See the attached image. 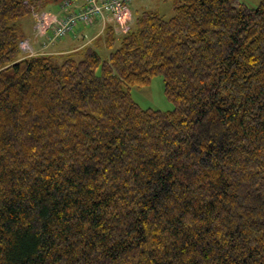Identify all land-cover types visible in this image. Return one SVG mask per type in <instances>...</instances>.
Returning a JSON list of instances; mask_svg holds the SVG:
<instances>
[{
  "label": "trees",
  "instance_id": "1",
  "mask_svg": "<svg viewBox=\"0 0 264 264\" xmlns=\"http://www.w3.org/2000/svg\"><path fill=\"white\" fill-rule=\"evenodd\" d=\"M54 1L0 0V264H264V0H170L60 65L19 46ZM156 75L170 111L131 98Z\"/></svg>",
  "mask_w": 264,
  "mask_h": 264
},
{
  "label": "built area",
  "instance_id": "2",
  "mask_svg": "<svg viewBox=\"0 0 264 264\" xmlns=\"http://www.w3.org/2000/svg\"><path fill=\"white\" fill-rule=\"evenodd\" d=\"M136 1L143 0H64L63 15L34 13L35 28L41 34L51 30L52 41L70 33L77 24L91 25L96 21L101 31L112 23L121 33H126L133 21L130 6Z\"/></svg>",
  "mask_w": 264,
  "mask_h": 264
},
{
  "label": "rangeland",
  "instance_id": "3",
  "mask_svg": "<svg viewBox=\"0 0 264 264\" xmlns=\"http://www.w3.org/2000/svg\"><path fill=\"white\" fill-rule=\"evenodd\" d=\"M80 1L78 0V2ZM239 1L243 5H245L247 8L254 9L259 5V3L262 0H239ZM50 8H53L54 10L53 14H57L59 10V5L54 4ZM130 11L132 13L133 18H136L137 16H139L143 11L156 12L166 20L169 19L173 15L170 0L136 1L131 5ZM131 26L133 27V23ZM81 27H82V24H77L75 26L76 29L77 28L81 29ZM113 30H114V34L116 37V41L114 42L112 49L107 48L104 45V42H101L100 37L102 38L103 34L102 35L100 33L98 34V32L100 31L99 26L96 28L94 27V30L89 35L90 37H93V35H96V37L98 38L90 46L95 48V50L97 51V53L100 55L101 59L103 60L107 59L110 52L119 46V39L122 34L119 32L118 29L113 28ZM46 38H47L46 43H50L49 45L59 40V39L53 40V41L51 40L52 39L51 31H48ZM86 41H87V38L84 40V42ZM20 46L23 48V51L29 50L28 46L25 44L23 45V43L20 44ZM62 61H63V56H53V64L60 65ZM129 92H130V95L133 101L137 103L142 109H152V110H158L161 112H167L173 109V104L165 96L164 82H163V77L161 75L153 76L150 80L149 85L147 86L130 87Z\"/></svg>",
  "mask_w": 264,
  "mask_h": 264
},
{
  "label": "crops",
  "instance_id": "4",
  "mask_svg": "<svg viewBox=\"0 0 264 264\" xmlns=\"http://www.w3.org/2000/svg\"><path fill=\"white\" fill-rule=\"evenodd\" d=\"M54 4L59 5V10H58L59 14L58 13L57 14L63 15V13L60 10L61 3L59 0L56 2L55 1L48 2L38 12L46 13L48 15L50 14L53 15L54 10L53 8H50V7ZM65 14H68V13H65ZM98 26L100 27V24L97 22L91 25L82 24L81 29L74 28L69 34L57 40L56 42L52 43L51 45H49L50 43H46L47 41L46 36L48 34V31H51V30H47L43 34H41L35 28V21H34L33 16L32 15L25 16L19 21V34L21 38L20 44L23 43V45L24 44L27 45L29 50L23 51V48L20 46L21 55L23 57L24 56H34V55L61 56V55H67L70 53H75L77 51H80L84 47L90 46L98 39L96 35H93V37L89 36L90 33L94 30V27L96 28ZM99 33L102 35L101 30L98 32V34ZM86 38H87V41L84 42ZM102 38H101V42H103Z\"/></svg>",
  "mask_w": 264,
  "mask_h": 264
}]
</instances>
